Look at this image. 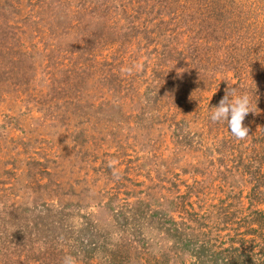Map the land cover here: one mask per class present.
I'll use <instances>...</instances> for the list:
<instances>
[{
    "label": "rangeland",
    "instance_id": "374dc122",
    "mask_svg": "<svg viewBox=\"0 0 264 264\" xmlns=\"http://www.w3.org/2000/svg\"><path fill=\"white\" fill-rule=\"evenodd\" d=\"M66 255L264 264V0H0V264Z\"/></svg>",
    "mask_w": 264,
    "mask_h": 264
},
{
    "label": "clouds",
    "instance_id": "9594fccd",
    "mask_svg": "<svg viewBox=\"0 0 264 264\" xmlns=\"http://www.w3.org/2000/svg\"><path fill=\"white\" fill-rule=\"evenodd\" d=\"M131 72V69H125ZM210 120L212 122H226L233 137L238 140L245 139L249 129L243 124L245 117L251 110V98L246 92H239L233 88L227 90L217 106L211 107ZM63 264H76L75 257L66 255Z\"/></svg>",
    "mask_w": 264,
    "mask_h": 264
}]
</instances>
